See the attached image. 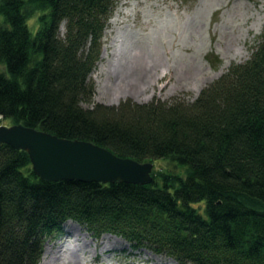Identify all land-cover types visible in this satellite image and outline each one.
<instances>
[{
	"label": "trees",
	"instance_id": "1",
	"mask_svg": "<svg viewBox=\"0 0 264 264\" xmlns=\"http://www.w3.org/2000/svg\"><path fill=\"white\" fill-rule=\"evenodd\" d=\"M118 1L0 0V126L169 167L150 185L45 182L0 144V264H40L69 221L177 264H264V28L193 102L84 107Z\"/></svg>",
	"mask_w": 264,
	"mask_h": 264
},
{
	"label": "rangeland",
	"instance_id": "2",
	"mask_svg": "<svg viewBox=\"0 0 264 264\" xmlns=\"http://www.w3.org/2000/svg\"><path fill=\"white\" fill-rule=\"evenodd\" d=\"M120 8L117 24L109 21L105 30L101 60L91 74L95 95L84 107L117 106L127 100L146 104L176 97L193 102L232 64L251 57L264 28L256 34L252 27L256 14L264 13V0H119L115 12ZM1 125L10 126L11 122L3 120ZM153 164L154 170L169 167L164 161ZM67 226L74 233L67 231ZM62 227L44 250L51 246L58 253H50L46 262L43 254L40 264L71 263L74 247L83 246L87 236L97 248L95 253H81L89 260L85 264L173 261L148 249H134L122 238H110L114 248L102 250L103 237L111 234L97 238L75 222Z\"/></svg>",
	"mask_w": 264,
	"mask_h": 264
},
{
	"label": "water",
	"instance_id": "3",
	"mask_svg": "<svg viewBox=\"0 0 264 264\" xmlns=\"http://www.w3.org/2000/svg\"><path fill=\"white\" fill-rule=\"evenodd\" d=\"M0 144L27 152L35 173L45 182H153L152 162L123 158L92 142L64 139L23 123L1 125Z\"/></svg>",
	"mask_w": 264,
	"mask_h": 264
},
{
	"label": "bare ground",
	"instance_id": "4",
	"mask_svg": "<svg viewBox=\"0 0 264 264\" xmlns=\"http://www.w3.org/2000/svg\"><path fill=\"white\" fill-rule=\"evenodd\" d=\"M120 11H121V8L118 9L117 12H115L116 15L110 20L113 25H116L117 22L119 21V17L121 14V13H119ZM256 16H257L256 22H255L254 26H252V27H253L255 33L259 34L262 31V28L264 26V13L262 15L257 13ZM111 32L112 31L110 30L108 33H111ZM103 55L105 56V54H103ZM100 69H102V65H100ZM69 223H72V222L69 221L68 224ZM66 230L70 231L71 233H74L73 232L74 230L72 231L69 226H67ZM87 237H89V236H87ZM87 237H85L84 240L82 241V242H84L83 246L79 245L77 247H74L75 250L73 252L72 262L71 263L69 262L68 264H85V263L89 262L88 258L82 256L81 253L83 255L86 254L88 251L95 253L96 248H97V244L93 240H89ZM110 238H114L115 240H122L121 238H119L115 235H105V237H103V240H102V244H104L102 250H110V249L114 248L115 245L113 242L110 241ZM63 248H65V247H63ZM61 250H63V249L61 248ZM53 251L54 250L52 249L51 246H49L46 249V251L44 253V259H43L44 261L43 262H46L47 258H49V256H50V253H53V254L58 253L57 251H54V252ZM170 264H175V263L173 261H170Z\"/></svg>",
	"mask_w": 264,
	"mask_h": 264
}]
</instances>
